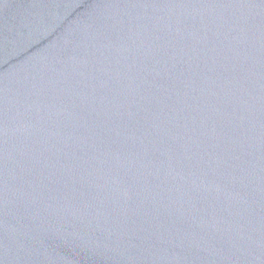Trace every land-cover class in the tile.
Segmentation results:
<instances>
[{
  "label": "water",
  "instance_id": "water-1",
  "mask_svg": "<svg viewBox=\"0 0 264 264\" xmlns=\"http://www.w3.org/2000/svg\"><path fill=\"white\" fill-rule=\"evenodd\" d=\"M0 264H264V0H0Z\"/></svg>",
  "mask_w": 264,
  "mask_h": 264
}]
</instances>
